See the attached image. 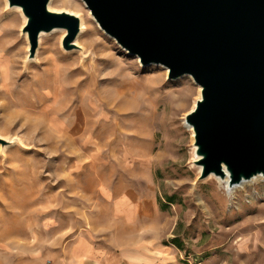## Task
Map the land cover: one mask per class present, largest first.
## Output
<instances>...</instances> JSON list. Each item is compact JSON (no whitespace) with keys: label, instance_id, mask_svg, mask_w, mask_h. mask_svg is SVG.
I'll use <instances>...</instances> for the list:
<instances>
[{"label":"rangeland","instance_id":"obj_1","mask_svg":"<svg viewBox=\"0 0 264 264\" xmlns=\"http://www.w3.org/2000/svg\"><path fill=\"white\" fill-rule=\"evenodd\" d=\"M6 1L0 42L16 63L10 85L0 80V264H51L64 237L90 224L120 245L112 238L124 228L98 197L107 177L131 179L159 209L137 233L160 247V262L264 264V179L233 189L240 183L200 177L184 125L201 90L191 76L142 65L82 0H48L81 14L75 47L65 50L57 29L31 55L24 20Z\"/></svg>","mask_w":264,"mask_h":264},{"label":"water","instance_id":"obj_2","mask_svg":"<svg viewBox=\"0 0 264 264\" xmlns=\"http://www.w3.org/2000/svg\"><path fill=\"white\" fill-rule=\"evenodd\" d=\"M19 7L32 55L40 32L63 29L70 50L79 18L48 0H7ZM107 35L142 65L168 78L189 75L201 88L185 116L194 132L200 177L228 187L264 176V0H82Z\"/></svg>","mask_w":264,"mask_h":264},{"label":"crops","instance_id":"obj_3","mask_svg":"<svg viewBox=\"0 0 264 264\" xmlns=\"http://www.w3.org/2000/svg\"><path fill=\"white\" fill-rule=\"evenodd\" d=\"M100 188L98 197L105 205V215L118 220L124 228L123 235L119 233L112 238L121 244L110 243L111 238L90 224L64 237L60 256L51 264H164L158 257L160 247L137 233V228L145 222L144 217L159 214V209L152 207L149 199L148 203L141 201V193L133 190L131 179L127 183L103 178Z\"/></svg>","mask_w":264,"mask_h":264},{"label":"bare ground","instance_id":"obj_4","mask_svg":"<svg viewBox=\"0 0 264 264\" xmlns=\"http://www.w3.org/2000/svg\"><path fill=\"white\" fill-rule=\"evenodd\" d=\"M6 2H8V1H6ZM83 3V2H82ZM7 4V3H6ZM8 5V4H7ZM47 7H48V9L50 10V11H54V12H61V11H55V10H52L50 7H49V4L47 5ZM84 7H85V5H84ZM86 8V7H85ZM12 9H14V11H16L17 13H19L20 15H21V17L23 18V20H24V23H26V18L23 16V14H22V12H21V10H20V8L19 7H13ZM11 9V10H12ZM88 10V9H87ZM66 12V11H65ZM68 13H70V12H68ZM70 14H72V15H74V16H76V17H78L79 18V21H80V31L79 32H82V31H84V24H83V18H82V16H81V14H73V13H70ZM88 16H89V18L90 19H93L92 18V16L90 15V13L88 12ZM94 21V20H93ZM95 22V21H94ZM55 31V32H54ZM57 31H60V30H57V29H53L50 33H56ZM62 31V30H61ZM49 33V34H50ZM45 33L44 32H40V34H39V36H38V39H39V41L42 39V37L43 36H45L44 35ZM73 44H76V40H75V42L73 43ZM8 49L5 47V45L3 44V43H1L0 42V60H1V58L3 57V56H5L4 58H3V60H1L0 61V80H1V87L2 88H6V87H8L9 85H10V82H8V77H11L12 78V74H15L14 72H12V70L15 68V60L14 59H11V57H9L8 55H6V51H7ZM126 52V51H125ZM133 57H135V56H133ZM136 58V57H135ZM137 59V58H136ZM152 65H155V64H152ZM157 66H160V65H157ZM162 67V66H161ZM163 68V67H162ZM165 69V68H164ZM165 71H166V69H165ZM198 89H199V87H198ZM1 92V94L3 95V92H4V90H3V92L2 91H0ZM200 98V94H199V90H198V99ZM196 103V102H195ZM195 103L193 104V106L191 107V110L193 109V107L195 106ZM185 125V127H187L189 130H190V132L192 133V131H191V127L190 126H187L186 124H184ZM197 170L199 171V172H201V169L200 168H197ZM227 179L224 181V183H220V181L218 180V178H216L213 174H210V175H208V177L206 178V179H214V180H216V181H218L220 184H222L223 186H225L227 183H228V181H229V179H228V177H226ZM260 179H264V176H262V175H256V176H254V177H252L250 180H247V181H242L241 183H240V185H238V186H235L233 189H235V188H237L238 189V187L240 188L241 186H243V185H247V184H252V183H255V182H257V181H259ZM256 242V241H255Z\"/></svg>","mask_w":264,"mask_h":264}]
</instances>
